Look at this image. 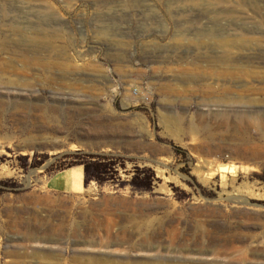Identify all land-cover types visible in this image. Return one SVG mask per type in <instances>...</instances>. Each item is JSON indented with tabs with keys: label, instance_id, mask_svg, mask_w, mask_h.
<instances>
[{
	"label": "rangeland",
	"instance_id": "1",
	"mask_svg": "<svg viewBox=\"0 0 264 264\" xmlns=\"http://www.w3.org/2000/svg\"><path fill=\"white\" fill-rule=\"evenodd\" d=\"M239 114H264V0H0V264H264ZM77 151L118 179L53 188Z\"/></svg>",
	"mask_w": 264,
	"mask_h": 264
},
{
	"label": "trees",
	"instance_id": "2",
	"mask_svg": "<svg viewBox=\"0 0 264 264\" xmlns=\"http://www.w3.org/2000/svg\"><path fill=\"white\" fill-rule=\"evenodd\" d=\"M63 159L73 158L71 164L59 170H65L75 166L82 165L84 170V185L88 186L92 181L99 184L106 182H115L118 179L120 165L118 159L111 155L87 154L80 151L67 153ZM26 167L40 166L39 163H26ZM159 179L151 168H137L130 179V185L138 189H152L155 182Z\"/></svg>",
	"mask_w": 264,
	"mask_h": 264
},
{
	"label": "bare ground",
	"instance_id": "3",
	"mask_svg": "<svg viewBox=\"0 0 264 264\" xmlns=\"http://www.w3.org/2000/svg\"><path fill=\"white\" fill-rule=\"evenodd\" d=\"M221 47H223L224 51H225V55L224 57L221 56L223 58L224 61L227 62V64H231L233 62V59L231 58L230 53L228 52V50L230 49V44L228 42H223L221 45ZM247 116V115H246ZM244 114H239L236 118L238 119V124H240V121H244L247 122L246 119H251L253 118L254 120H256L258 123V126H260L261 128L264 127V114L260 115V116H253V115H248V117H246ZM243 123V122H241ZM204 154L208 157H212L214 155L217 154L216 149H209V150H204L203 151ZM262 154V150L261 148H259L258 146H255L249 142H240L238 144L235 145V150L233 151L232 155L233 156H239V157H243V158H255L260 156ZM230 238V237H229ZM233 242V240L227 239V242L225 244L229 245Z\"/></svg>",
	"mask_w": 264,
	"mask_h": 264
},
{
	"label": "crops",
	"instance_id": "4",
	"mask_svg": "<svg viewBox=\"0 0 264 264\" xmlns=\"http://www.w3.org/2000/svg\"><path fill=\"white\" fill-rule=\"evenodd\" d=\"M53 188L82 191L84 189V170L83 166H77L61 170L54 176Z\"/></svg>",
	"mask_w": 264,
	"mask_h": 264
}]
</instances>
